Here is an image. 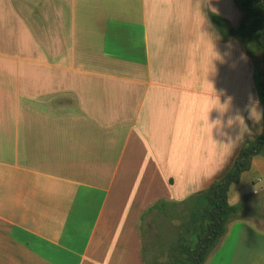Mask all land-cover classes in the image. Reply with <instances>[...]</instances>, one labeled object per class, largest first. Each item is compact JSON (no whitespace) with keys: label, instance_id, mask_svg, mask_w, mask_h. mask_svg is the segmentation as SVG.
Listing matches in <instances>:
<instances>
[{"label":"crops","instance_id":"crops-1","mask_svg":"<svg viewBox=\"0 0 264 264\" xmlns=\"http://www.w3.org/2000/svg\"><path fill=\"white\" fill-rule=\"evenodd\" d=\"M212 14L245 16L238 0H0V264L169 260L264 130L263 65ZM229 204L240 219L205 264H264L263 156Z\"/></svg>","mask_w":264,"mask_h":264},{"label":"trees","instance_id":"trees-1","mask_svg":"<svg viewBox=\"0 0 264 264\" xmlns=\"http://www.w3.org/2000/svg\"><path fill=\"white\" fill-rule=\"evenodd\" d=\"M238 4L245 14L238 27L230 26L225 19L214 14L211 20L224 39L239 40L248 54L262 63L260 88L264 98V0H238ZM256 156L264 157V130L256 140L242 148L228 174L202 194L204 205L183 216L178 238L168 247L169 260L163 264H205L220 248L229 225L240 219L242 210L241 204H229L230 188L251 169Z\"/></svg>","mask_w":264,"mask_h":264},{"label":"rangeland","instance_id":"rangeland-1","mask_svg":"<svg viewBox=\"0 0 264 264\" xmlns=\"http://www.w3.org/2000/svg\"><path fill=\"white\" fill-rule=\"evenodd\" d=\"M258 216V215H257ZM252 217H255V216H252ZM258 217H260V216H258ZM257 222H259L262 226H264V223H261L260 221H259V219L258 218H254Z\"/></svg>","mask_w":264,"mask_h":264}]
</instances>
